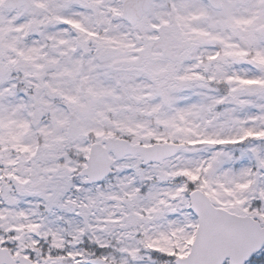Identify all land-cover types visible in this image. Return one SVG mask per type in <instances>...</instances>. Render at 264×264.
I'll return each mask as SVG.
<instances>
[{"label":"snow or ice","instance_id":"snow-or-ice-1","mask_svg":"<svg viewBox=\"0 0 264 264\" xmlns=\"http://www.w3.org/2000/svg\"><path fill=\"white\" fill-rule=\"evenodd\" d=\"M0 264H264V0H0Z\"/></svg>","mask_w":264,"mask_h":264}]
</instances>
